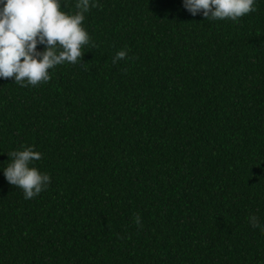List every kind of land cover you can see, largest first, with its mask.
<instances>
[{
	"label": "trees",
	"instance_id": "1",
	"mask_svg": "<svg viewBox=\"0 0 264 264\" xmlns=\"http://www.w3.org/2000/svg\"><path fill=\"white\" fill-rule=\"evenodd\" d=\"M93 2L81 63L0 77V264H264V0L237 21ZM22 146L51 176L27 200L4 175Z\"/></svg>",
	"mask_w": 264,
	"mask_h": 264
},
{
	"label": "clouds",
	"instance_id": "2",
	"mask_svg": "<svg viewBox=\"0 0 264 264\" xmlns=\"http://www.w3.org/2000/svg\"><path fill=\"white\" fill-rule=\"evenodd\" d=\"M184 8L193 16L202 13L205 19L237 21L257 10L255 0H183ZM99 7L93 0H77L74 13L61 10V0H0V77H14L21 87H35L47 83L49 69L65 62L81 63L83 48L91 37L83 26L91 8ZM43 44L44 50H37ZM92 47H97L94 42ZM128 58V50L118 51L112 59L116 64ZM10 163L4 168L7 181L24 192V199L37 197L51 183V176L41 172L34 161L42 153L34 146L7 153ZM143 227L140 215L134 216ZM253 228L264 232V225L256 215L249 217Z\"/></svg>",
	"mask_w": 264,
	"mask_h": 264
}]
</instances>
